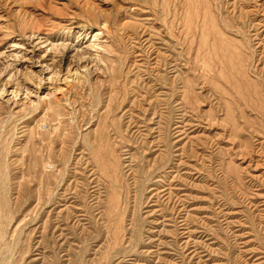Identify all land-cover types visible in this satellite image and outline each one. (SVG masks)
Returning a JSON list of instances; mask_svg holds the SVG:
<instances>
[{
	"label": "rangeland",
	"instance_id": "rangeland-1",
	"mask_svg": "<svg viewBox=\"0 0 264 264\" xmlns=\"http://www.w3.org/2000/svg\"><path fill=\"white\" fill-rule=\"evenodd\" d=\"M0 264H264V0H0Z\"/></svg>",
	"mask_w": 264,
	"mask_h": 264
}]
</instances>
